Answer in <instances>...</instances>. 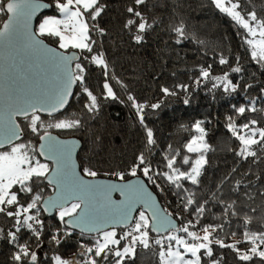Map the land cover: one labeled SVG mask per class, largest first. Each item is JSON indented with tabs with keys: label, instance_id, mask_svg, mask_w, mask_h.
<instances>
[{
	"label": "trees",
	"instance_id": "1",
	"mask_svg": "<svg viewBox=\"0 0 264 264\" xmlns=\"http://www.w3.org/2000/svg\"><path fill=\"white\" fill-rule=\"evenodd\" d=\"M41 1L47 2L51 9L39 17L36 30L44 18L60 16L55 0ZM101 2L105 5V10L97 21L91 23L98 22L105 34H90L97 40L94 51L97 48L103 51L109 63L111 71L108 78H105L102 69L83 61L88 64L87 85L97 95L100 111L98 114L87 112L84 107L87 103L86 94L77 85L67 109L55 117L79 118L82 126L76 130L51 128L49 131L60 138H77L82 143L78 152L82 175V169L92 168L98 172L99 178L119 181L114 174L123 172L124 181L131 180L134 177L128 175V171L137 156L144 153L154 169L151 175L160 187H156V184L140 173L137 177L145 179L159 197L162 207L172 214L179 226L189 220H198L196 228L190 230H196L199 234L202 233L199 231L200 226L223 224L222 230L214 235L223 238L225 243L237 244L241 250L247 249L250 245L243 242V232H264V153L258 151L257 157H249L247 160L241 158L237 155L240 143L227 128L229 116L238 126L251 119H256L258 126H264V111H261L264 109V93L260 91L264 88V69L251 59L249 46L243 41L245 30L220 12L211 0H146L143 5H136L134 0ZM241 3L245 12L255 11L258 17L264 18V0H241ZM128 7L136 8L153 25L147 32L140 33L144 36L140 43L134 39L137 34L135 26L131 29L125 27L128 19L138 21L137 17L128 13ZM6 18L7 15H0V27ZM181 22L185 38L177 44V36L172 28ZM41 38L58 48L56 38ZM75 51L83 55L80 50ZM221 55L227 58V64L219 63ZM237 57L239 66L243 69L241 73L231 71L232 67L237 66ZM209 66L211 77L205 81L200 69H208ZM226 73L234 84L239 85L234 93L224 92L222 85L213 87L215 81L212 77ZM197 79L201 80L200 85L195 84ZM117 80L121 83H117ZM105 82L112 86L118 100L103 99ZM181 84L188 85L187 92L176 87ZM248 84L252 87H247ZM164 87L177 94L166 96L161 91ZM128 95L134 96L140 103L161 105L159 109L149 107L144 112L145 123L153 130L156 140L155 145L150 146V151L145 146V130L139 123L131 101L127 99ZM185 99L189 101L187 104L184 103ZM253 100L258 109L256 113L246 112L244 116H240L236 112V107H247ZM37 114L45 120L55 118ZM198 121L203 122L202 127L207 132L205 140L211 148L206 153L207 164L202 169L199 184L179 181L188 190L185 193L175 188L164 176L155 173L170 172L166 168V157L175 155L176 152L179 153L176 156V166L181 171H190V166L183 164L182 158L189 156L192 158L190 163H194L199 155L188 153L185 147L197 136L194 124ZM17 122L25 128L23 141L31 142L38 153L39 138L27 130L23 119H17ZM37 158L44 162L41 156ZM50 167L52 168L51 165ZM40 189L44 199L54 192L46 182L40 185ZM189 193H194L196 203L185 210L184 197ZM229 205L233 207L228 208ZM198 206L204 208L199 215L194 211ZM233 211L236 215L231 214ZM246 216L252 218L251 224L245 225ZM40 218L46 225L41 238L42 246L37 247L38 242L27 230H22L19 234L20 242L27 241L36 251L38 264H54L51 260L54 255L65 259L86 260L87 256L78 255L82 251L79 245L83 243L92 246L100 236H87L68 229L72 235L57 247L55 242H50V233L59 225L58 210L53 215L42 212ZM12 225L11 218L0 214V228L5 234L14 230ZM128 230H117L118 236ZM151 236L160 238L154 233ZM165 242L167 243L166 240ZM212 247L213 256L209 258L202 255V264H211L213 259L219 260L220 264H264L258 257H254L252 261H241L237 252L221 248L215 241ZM16 250L6 239H0V264H15L12 256ZM158 250L155 245L151 250L138 246L136 259L126 260L125 264H158V257L153 254ZM105 264H114V258L110 256Z\"/></svg>",
	"mask_w": 264,
	"mask_h": 264
},
{
	"label": "snow or ice",
	"instance_id": "2",
	"mask_svg": "<svg viewBox=\"0 0 264 264\" xmlns=\"http://www.w3.org/2000/svg\"><path fill=\"white\" fill-rule=\"evenodd\" d=\"M136 5H143L146 0H134ZM211 3L222 13L230 17L238 26L245 30L243 37L245 44L249 46L251 59L264 69V18L258 17L255 11L245 12L241 0H211ZM38 0H0V15H7V21L0 28V46L7 54L10 65H15L18 59L23 56L32 57L47 71L42 78L33 85L23 89L10 87L6 96L5 106L0 109V148L8 146V150L0 152V214L13 220V229L6 234L0 228V239H6L17 250L12 259L15 264H38L39 257L30 244L25 241L20 242V233L27 230L38 242L37 247L42 246V236L45 231V221L41 219L42 212L58 210L59 225L50 233V242H55L59 247L68 237L72 235L70 228L79 227L81 233L91 231L87 227L90 224L107 223L113 217L118 216L119 223H128L132 210L139 202H143L148 209H151V216L144 211L139 212L138 220H134L129 225V230L118 236L113 231H103L99 238L95 239L92 246L81 243L82 249L78 253L80 257L87 256L86 260L80 261L75 258L65 259L60 255H54L51 260L54 264H105L109 257L114 258V264H125V261H134L137 256V247L144 250L153 249V245L158 246V251L153 254L158 257V264H202V255L211 258L213 256V241L221 248H230L237 252L241 261H252L258 257L264 261V232H250L245 230L242 234L243 242L250 245L245 250H241L235 243H225L224 239L214 235L218 230H222L221 225H203L199 231L204 233L199 235L195 229L197 221L189 220L183 226L175 225L170 219L171 213L167 215L157 209L151 194L146 193L142 184H110L94 185L91 180H85L77 172L75 165L71 162L72 147L68 142L61 141L54 137L49 129L76 130L82 126L79 118L55 117L53 120L42 119L37 113L43 112L48 116L60 112L68 99L73 95L74 85H79L80 90L86 94L87 103L84 104L88 113L98 114L100 104L97 95L91 91L87 85L88 64L94 65L103 70V75L107 79L110 66L105 58V54L99 48L94 51L97 40L93 39L90 33L96 32L102 36L105 30L99 26L97 18L105 10V5L101 0H55V7L62 16L61 18L47 17L39 23L38 33L31 30L32 17L42 8ZM128 13L137 17V20L128 19L126 28H136L137 34L134 39L137 43L144 40L145 33L152 28L140 11L134 7H128ZM172 31L176 34V43L179 44L185 38L184 25L174 26ZM40 37L56 38L58 49L67 53L69 49H78L81 55H65L56 48H49ZM102 46V45H101ZM83 61H87L85 64ZM221 65L227 64L228 60L223 55L219 58ZM233 73H241L242 67H232ZM202 78L207 81L211 77L210 66L208 69H200ZM114 78V72L112 73ZM26 79H31L27 77ZM215 81L213 87L222 85L226 93H234L239 87L229 79L228 74L219 77H212ZM117 83H121L117 80ZM201 80L195 81L200 85ZM122 87H126L122 85ZM181 90L187 92L188 85H178ZM247 87H252L248 84ZM105 94L103 99L118 100L112 86L105 82L103 84ZM166 96H174L177 93L167 87L161 89ZM260 91L264 93V88ZM127 99L131 101L135 108L139 123L146 133V149L155 145L154 133L145 123L144 112L146 108L159 109L160 103L147 104L140 103L132 95ZM189 101L184 100L187 104ZM235 107V106H234ZM240 116L246 112L256 113L258 111L255 100L250 101L249 106L235 108ZM261 111H264L262 109ZM17 117L23 118L25 127L30 133L39 138L43 143L37 153L31 142L23 141L25 128L17 122ZM228 131L239 141L240 147L237 155L244 160L249 157H257V153H264V126H258L256 119H251L247 123L237 125L231 116L228 117ZM202 121L194 124L198 136L192 138L185 147L188 153H198L194 163L189 156L182 158V163L190 166V171H181L176 166L175 155L166 157V168L170 172H156L162 175L175 188L188 192L181 180L190 181L193 185L199 184L202 169L207 164L206 153L211 146L206 142L207 132L202 127ZM244 132V134H241ZM16 141H20L16 143ZM31 153V154H30ZM37 156H43L46 161H51L55 165L53 171L50 164L41 162ZM84 177L96 178L98 172L92 168L82 169ZM154 169L144 153H140L128 171V175L137 177L138 173L147 177L149 181L156 184V180L151 173ZM107 175V173H106ZM119 181L125 180V173L114 174ZM46 182L47 186H53L55 197H48L44 200L40 185ZM239 183V182H238ZM156 187H160L156 184ZM119 191L125 197L122 205H116L117 211H113L111 204V192ZM103 193L105 204L102 208L98 204V194ZM194 193H189L184 197V209L187 210L196 203L193 199ZM42 202L43 206L42 207ZM229 205L228 208H232ZM166 211V210H165ZM198 215L202 214L204 208L198 206L194 210ZM226 212L228 209L225 210ZM236 215L235 211L231 213ZM245 225L252 223V218H244ZM171 229L175 234L162 236V233ZM151 233H156L153 238ZM184 233L185 235H180ZM232 235H235L233 233ZM167 241V243L165 242ZM123 242V243H122ZM211 264H220L219 260H211Z\"/></svg>",
	"mask_w": 264,
	"mask_h": 264
},
{
	"label": "water",
	"instance_id": "3",
	"mask_svg": "<svg viewBox=\"0 0 264 264\" xmlns=\"http://www.w3.org/2000/svg\"><path fill=\"white\" fill-rule=\"evenodd\" d=\"M38 2L42 5H48V7H42L33 17L31 20V30L33 33H37L36 30V25H37V21L39 19V17L41 15H44V13L50 11L51 6L47 3V2H43L41 0H38ZM8 18V17H7ZM7 18L4 22L7 21ZM3 25V24H2ZM2 28V26L0 27ZM41 40L44 41V43L49 47V48H56L54 46H52L51 44H49L47 41H45L44 39H42L40 37ZM59 52L64 53V51H62L61 49L56 48ZM65 55H80V53L78 51L75 50H71L69 51V53H64ZM46 69L41 66L36 60H34L32 57L29 56H21L18 59V62L15 63V65H10L9 63V59H8V54L6 52V50L0 46V109H2L5 106L6 103V96H7V92L8 89L10 87H16L19 89H23L27 86L33 85L35 82H38L41 78L42 75L46 73ZM27 77H31V79H26ZM77 87V85L73 86L72 89V93H74L75 88ZM73 96V95H72ZM72 96L69 97L68 99V103L66 104V106L64 107V109H62L60 112L54 113L53 116H49V117H55L60 115V113L64 112L68 105L71 103L72 100ZM40 114L47 116L48 115L46 113L40 112ZM17 119H23L20 117H17ZM19 123V122H18ZM54 137H57L59 140L61 141H65L68 142L69 146L72 147V154H71V162L72 164L75 165L76 168V172L85 180H91V183L94 185H110V184H142L143 189L146 193H150L151 194V198L152 200L155 201V205L157 207V209H159L162 214L167 215L168 212L165 211V208L162 207L161 202L159 200V197L152 191V189L150 188V186L147 184V182L145 181L144 178L141 177H134L131 178V180L128 181H116L113 179H104V178H89V177H84L80 171V165L78 164V152L81 148L82 143L77 139V138H60L55 134H52ZM18 141H16L17 143ZM43 143V141H40L39 144ZM40 146V145H39ZM5 148H8L7 145H5L4 148H0V150H4ZM40 150V147H39ZM42 159L44 160V162L49 163L52 166V170H55V165L51 163V161H46L45 158L43 156H41ZM50 188H53V186H49ZM56 193L53 192L52 196L50 197H55ZM98 204L99 206L102 208V206L105 204V200H104V196L103 193H99L98 194ZM44 200H47L44 199ZM125 201V197L121 195V193L119 191H112L111 192V204L109 205L110 207L113 208V211H117L116 209V205H122ZM45 206L42 203V207ZM55 211H57V209H53L50 212H46L48 215H53V213H55ZM140 211H144L146 215L151 216V209H148L147 206L145 204H143V202H139L135 205V207L132 210L131 216L129 217V222L128 223H119V217L115 216L113 217L109 222L107 223H98V224H90L87 225V227L89 229H91V231H85L83 233H81V229L79 227L76 228H70L72 231H77L81 234L84 235H90V236H99V234H101V232H97L96 229L100 228L103 231H108L111 229H116V230H122L124 229H129V225L131 224L132 221L135 220L136 215L138 212ZM170 219L172 220V222L179 226L177 220L175 218H173V216L171 215ZM171 229L167 232L162 233V236L168 235V233H171ZM156 235V233H154Z\"/></svg>",
	"mask_w": 264,
	"mask_h": 264
},
{
	"label": "rangeland",
	"instance_id": "4",
	"mask_svg": "<svg viewBox=\"0 0 264 264\" xmlns=\"http://www.w3.org/2000/svg\"><path fill=\"white\" fill-rule=\"evenodd\" d=\"M47 18V17H46ZM56 18H61L62 19V16H61V14H60V16H58V17H56ZM45 19V18H44ZM42 22V21H41ZM41 22H39V23H41ZM38 27H39V24H38V26H37V33H38ZM62 50V49H61ZM72 50H74V49H72ZM75 50H78V49H75ZM62 51H64V50H62ZM199 135V133H197V136ZM8 150V149H7ZM4 151H6V150H4ZM0 152H2V150H0ZM141 212V211H140ZM138 214H139V212L137 213V215H136V218H135V220H138V218H139V216H138ZM113 230H115L116 232H117V230L116 229H111V230H108V231H113ZM118 233V232H117ZM171 234H175L174 232L172 233H168V235H171ZM100 235H102V232H101V234ZM199 235H201V236H203L204 235V233L202 232V233H199ZM165 236H167V235H165ZM165 236H163V237H165Z\"/></svg>",
	"mask_w": 264,
	"mask_h": 264
}]
</instances>
